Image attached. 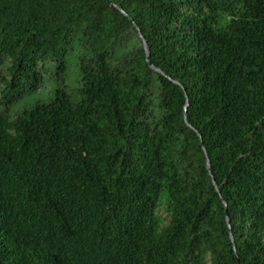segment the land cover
<instances>
[{"label":"trees","instance_id":"obj_1","mask_svg":"<svg viewBox=\"0 0 264 264\" xmlns=\"http://www.w3.org/2000/svg\"><path fill=\"white\" fill-rule=\"evenodd\" d=\"M0 85V264H264V0H0Z\"/></svg>","mask_w":264,"mask_h":264},{"label":"rangeland","instance_id":"obj_2","mask_svg":"<svg viewBox=\"0 0 264 264\" xmlns=\"http://www.w3.org/2000/svg\"><path fill=\"white\" fill-rule=\"evenodd\" d=\"M79 48H80L79 40H76L74 48L71 51H69L68 55L66 56L67 58L66 68L63 71L58 72V74H56L55 71L56 61L55 60L47 61L45 63V69L41 74V80L38 85V88L34 91H27L23 93L19 99L14 101L10 106L9 115L13 116L15 115V112L21 111L24 108H28L36 102L47 103L52 98L53 92L57 87L66 88V90L69 92L70 98L72 100H75L78 96L79 79H80L79 69L76 64ZM0 89H1V85H0ZM154 89H156L155 85L153 87L154 93L152 96L153 110H155V102H157V99L155 98V95L157 93L155 92ZM2 107L3 104L0 103V111ZM160 198H161V203H163L166 200V196L163 192L161 193ZM161 210H162V206L160 205L158 212H161Z\"/></svg>","mask_w":264,"mask_h":264},{"label":"water","instance_id":"obj_3","mask_svg":"<svg viewBox=\"0 0 264 264\" xmlns=\"http://www.w3.org/2000/svg\"><path fill=\"white\" fill-rule=\"evenodd\" d=\"M109 2H110V0H108ZM114 6L127 18V19H129L130 21H132V19L119 7V6H117L116 4H114ZM133 22V21H132ZM135 27V29H136V32H137V34H138V36L140 37V39H141V41H142V45H143V48H144V51H145V57H146V63L148 64V66L150 67V68H152L153 70H155L156 72H158V73H161L162 75H164L161 71H160V69H158V68H156V67H154L153 65H151L150 63H149V61H148V56H149V52H148V48H147V43H146V41H145V39L143 38V36H142V34H141V32L139 31V29L137 28V26H134ZM176 84H178V82H176V81H174ZM185 109H186V105L184 106V109H183V113L185 114ZM207 168L209 169L210 167H209V164H208V160H207ZM226 221H227V224H229V219H228V217H227V215H226ZM229 233H230V238H231V240H232V236H231V231H230V228H229Z\"/></svg>","mask_w":264,"mask_h":264}]
</instances>
